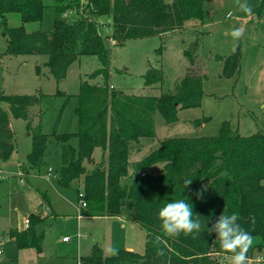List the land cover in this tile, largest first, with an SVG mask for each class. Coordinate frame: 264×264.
Listing matches in <instances>:
<instances>
[{
	"label": "trees",
	"instance_id": "obj_1",
	"mask_svg": "<svg viewBox=\"0 0 264 264\" xmlns=\"http://www.w3.org/2000/svg\"><path fill=\"white\" fill-rule=\"evenodd\" d=\"M202 3L203 0H85L81 10L80 0H0L3 53L42 56L41 63L34 65L36 75L59 82L82 55H93L99 63L93 73L102 76L100 82L87 79L78 82L73 109L76 130L71 133L55 130L44 133L40 118L33 124L30 110L39 105L42 94L0 91V160L7 159L14 149L10 118L25 120L31 138L30 150L20 164V167L25 165V175L38 171L44 162L47 144L54 141L60 144L58 186L71 187L74 180L82 181L79 213L123 216L145 233L142 253L120 248L117 255L109 256L94 244L88 254L78 257L77 264H219L216 255L230 253L219 246L214 233L206 230L195 238L194 234L181 233L175 238L164 237V244L152 243L149 233L163 235L157 218L159 208L184 197L206 228L224 209L227 214L238 212L239 223L254 237L250 249L264 257L263 133L241 136L224 121L214 136L164 137L157 139V145L140 159H130L145 147L142 140L153 142L156 113L165 123L172 124L179 110L201 104L206 75L192 54L197 43L191 50H184L190 66L172 92L128 94L109 88L107 81L108 38L123 45L130 39L164 38L182 29L188 20L202 24L205 19ZM48 7L61 14L74 8L76 16L72 20L55 18L51 30L28 31L24 24L41 22ZM9 13H17L21 24L9 26ZM101 18L109 20L108 33L99 32ZM216 57L222 61L220 77L238 74L242 57L239 44L234 53ZM161 78L159 68L149 67L143 74V84L153 86ZM59 94L64 96L59 90L54 92ZM96 147L107 153L106 164H94L88 170L85 163L93 161ZM128 168L132 171L128 172ZM141 172L144 174L140 175ZM189 177L191 185L182 190L183 180ZM202 188L203 199H197L194 193ZM45 218L38 209L27 215L26 227L9 228L7 235L13 239L16 251L32 248L36 254L42 252ZM161 248L163 255L158 254ZM8 259L17 262L16 254Z\"/></svg>",
	"mask_w": 264,
	"mask_h": 264
},
{
	"label": "rangeland",
	"instance_id": "obj_2",
	"mask_svg": "<svg viewBox=\"0 0 264 264\" xmlns=\"http://www.w3.org/2000/svg\"><path fill=\"white\" fill-rule=\"evenodd\" d=\"M247 2L252 6L250 14L241 11L236 0H203L205 19L202 24L197 20H188L186 26L168 33L164 38L130 39L123 45L107 39L109 88L128 94L172 92L190 66L184 50H191L195 42L197 46L192 54L195 63L206 75L202 83L201 104L179 110L178 118L172 124L165 123L162 116L156 113L153 142L142 140L145 147L139 154H133L131 160L140 159L157 145V139L178 135L214 136L224 121H228L241 136L264 134V0ZM84 4L85 0H80L81 10ZM75 16L74 8L61 14L48 7L41 22H28L24 26L28 31L51 30L55 18L72 20ZM100 20L109 25L104 18ZM7 23L9 26L20 25L19 15L9 13ZM234 29L241 30L238 40L232 36ZM99 32L104 34L105 31L100 27ZM108 32L109 28L105 33ZM237 44L242 56L238 74L231 78L220 77L222 61L216 55L231 53ZM4 49L5 40L0 34V91L42 94L39 105L30 110L33 124L40 118L44 133L49 134L53 130L58 133L74 132V94L79 80H102L100 74L93 73L99 66L97 58L93 55L80 56L68 68L65 78L55 82L51 77L36 75L34 65L41 63L42 56L6 55L2 53ZM149 67L159 68L162 75L161 81L153 86L143 84V74ZM56 90L64 96L54 95ZM65 96L69 98L65 99ZM10 124L14 149L7 159L0 160V264H76V258L88 254L93 244L109 256L112 255L110 248L119 249L124 245L138 253L144 251L145 233L136 223H125L122 228L120 221L115 219L86 217L77 222L78 191H81L82 181L74 180L71 187L58 186L60 144L49 142L43 164L35 174L27 177V181L24 180L25 165L20 168V164L30 150L31 138L27 134L25 120L10 118ZM100 149L96 147L93 161L85 163L88 170L94 164H106L107 153H101ZM48 168L51 170L49 174ZM131 171L128 168V172ZM42 193L49 198L50 206L45 201L39 209ZM38 209L40 215L47 218L42 252L37 255L32 248L16 251L13 239L7 235L9 228H23L27 215ZM248 252L247 257L256 256L255 249ZM14 254L17 262L8 259ZM216 258L219 264H231V254L216 255Z\"/></svg>",
	"mask_w": 264,
	"mask_h": 264
},
{
	"label": "clouds",
	"instance_id": "obj_3",
	"mask_svg": "<svg viewBox=\"0 0 264 264\" xmlns=\"http://www.w3.org/2000/svg\"><path fill=\"white\" fill-rule=\"evenodd\" d=\"M236 4L241 11L249 14L252 12V6L247 0H236ZM241 35L240 29H234L232 32L234 40H238ZM232 51L233 53L236 51L235 45ZM191 183L190 177L185 178L182 182V190L188 188ZM203 191L202 188L194 193L197 199H203ZM199 216V214H194L193 206L188 202L187 197L165 203L157 211L163 235L149 233L152 236V243L164 244V237L175 238L181 233L185 236L194 234L193 238H195L196 235L206 230L208 233H214L219 246L231 254V264H247V253L254 243V237L239 223V213L227 214V209H224L207 228L205 224L202 225ZM109 251L112 255L118 254L116 248H110ZM158 254H164L162 248L158 249Z\"/></svg>",
	"mask_w": 264,
	"mask_h": 264
},
{
	"label": "crops",
	"instance_id": "obj_4",
	"mask_svg": "<svg viewBox=\"0 0 264 264\" xmlns=\"http://www.w3.org/2000/svg\"><path fill=\"white\" fill-rule=\"evenodd\" d=\"M3 53V52H2ZM113 86V85H112ZM100 149V148H99ZM95 150V149H94ZM101 150V153H103V150L102 149H100ZM94 152V151H93ZM132 161H136V160H132ZM21 168V167H20ZM20 171H21V169H20ZM21 173V172H20ZM47 173H48V170H47ZM50 173V172H49ZM33 174H35V173H33ZM33 174H30V175H33ZM20 175V174H19ZM30 175H26L25 176V178H24V180H26L27 181V177L28 176H30ZM20 179H21V176H20ZM41 197H42V199H41V202H40V204H42L43 205V203L42 202H48V204H49V206H50V201H49V198L46 196V194H44V193H42L41 194ZM42 205H40V208L39 209H41V207H42ZM50 209H51V207H50ZM52 210V209H51ZM53 211V210H52ZM54 212V211H53ZM55 213V212H54ZM50 216H52V215H50ZM106 218V219H115V220H119L120 221V226L122 227V228H124V224L125 223H134V222H130V221H128V220H126L123 216H115V217H106V216H88V215H82V214H80L79 213V211H78V213H77V215H76V219H77V222L78 223H80L84 218ZM47 219V218H46ZM64 238V237H63ZM63 238H62V240H63ZM63 241H65V240H63ZM94 245V244H93ZM92 245V246H93ZM118 246H121V245H118ZM119 249L120 248H124V249H126V250H128V249H130V251H133L132 249V247H130V246H128V245H124V247H118ZM118 249V250H119ZM20 250H22V249H20ZM19 251V250H18ZM36 253V252H35ZM37 255H39V254H37ZM77 259H78V257L76 258V264H77Z\"/></svg>",
	"mask_w": 264,
	"mask_h": 264
},
{
	"label": "built area",
	"instance_id": "obj_5",
	"mask_svg": "<svg viewBox=\"0 0 264 264\" xmlns=\"http://www.w3.org/2000/svg\"><path fill=\"white\" fill-rule=\"evenodd\" d=\"M228 15H229V13H227V16ZM106 22L109 23V20H107ZM99 23H100V27L102 28V30L105 31V32H107L108 31V28H109L108 25L107 24H103L102 22H99ZM50 171H51L50 168H48V173L47 174H49ZM143 174H144L143 172L140 173V175H143ZM78 195L79 196L82 195L81 191L78 192ZM80 204L82 206H84L85 205V202H80ZM27 224H28L27 223V220H25L23 227H26ZM65 239L66 238H63V240H65ZM263 261H264V257L263 256L256 255L254 257H248L247 264H261Z\"/></svg>",
	"mask_w": 264,
	"mask_h": 264
},
{
	"label": "water",
	"instance_id": "obj_6",
	"mask_svg": "<svg viewBox=\"0 0 264 264\" xmlns=\"http://www.w3.org/2000/svg\"><path fill=\"white\" fill-rule=\"evenodd\" d=\"M130 251V249H128Z\"/></svg>",
	"mask_w": 264,
	"mask_h": 264
}]
</instances>
